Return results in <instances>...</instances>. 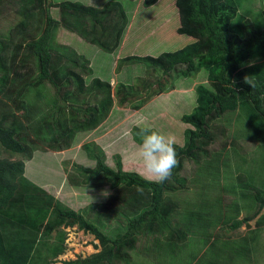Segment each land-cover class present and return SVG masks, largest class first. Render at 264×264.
<instances>
[{"label":"trees","instance_id":"trees-1","mask_svg":"<svg viewBox=\"0 0 264 264\" xmlns=\"http://www.w3.org/2000/svg\"><path fill=\"white\" fill-rule=\"evenodd\" d=\"M244 3L252 2L97 0L91 6L79 0H0V19L10 14L18 17L7 34L0 35V264H42L43 252L47 264L49 258L63 254L64 248L62 245L50 248L46 239L60 227L74 226L92 235L100 251L63 264H131L132 254L139 252L167 257V261L171 260L168 264L233 263L235 240L219 242L213 237V230L229 223L233 231L245 226L251 235L258 233L264 227V190L244 185V193L248 195L246 191H251L248 196L255 202L252 214L240 220L239 210H235L236 216H218L217 207L208 202L205 194L219 182L220 166L230 169L231 165L227 152L203 156L204 148L214 142L209 123L238 109L245 114L251 107L258 114L251 112L257 127L263 126L257 131L240 116L235 121L240 135L264 143V82L260 84L262 80H258L263 76L256 73L259 77L256 78L240 72V80L229 77V72L239 69L245 60L264 59V12L252 20L250 9L238 16L240 8L246 6ZM66 19L73 20L70 23ZM61 28L75 32L86 45L112 58L108 78L94 73L100 60L92 62V57H86L85 46L76 54H66V47L64 50L53 47ZM156 42L179 45L174 51H158L154 47ZM66 63L86 73L88 78L83 79ZM181 67H185L184 72L179 71ZM98 69L104 72L105 66ZM202 71L206 82L195 85L196 97L189 112L176 116L181 124L173 119L172 130H160L175 138L178 165L170 181L157 184L127 170L119 154L113 168L102 152L94 154L89 149L91 145L84 143L86 140L80 144L84 137L109 129L111 121L125 119L128 113L120 108L130 106L137 112L134 117L140 118L138 111L147 98L163 93L158 97L162 98L166 96L167 83L176 88L177 82L186 78L195 81ZM157 72L160 76L156 77L154 88V83L146 78ZM164 76L166 80H162ZM245 77L253 86L245 83ZM111 81L115 84L113 89ZM47 83L54 87L55 100L45 101L47 107L37 110L27 100V94H37ZM74 89L76 93H89V101L79 103ZM44 100L39 96L38 104ZM152 115L133 125V130L138 131V125L151 124ZM134 139L140 142L139 137ZM78 144L86 152L91 151L89 158L96 165L83 169L87 174L84 180L68 174V183L74 187H107L111 193L102 202L74 210L30 183L24 174L25 162L32 160L40 147L62 152ZM188 161L200 165L198 173L205 175L199 191L204 198L193 207L190 200H184L183 203L191 205L184 213L179 201L171 197L188 189L179 174ZM194 194L196 197L197 191ZM112 224L125 229L110 237L101 228ZM136 235L149 241L143 244V249L136 245L139 239ZM250 236L240 237L249 243L247 248L253 244ZM230 242L232 245L228 247ZM227 255L231 260H219Z\"/></svg>","mask_w":264,"mask_h":264},{"label":"rangeland","instance_id":"rangeland-1","mask_svg":"<svg viewBox=\"0 0 264 264\" xmlns=\"http://www.w3.org/2000/svg\"><path fill=\"white\" fill-rule=\"evenodd\" d=\"M79 1L83 4L91 6L97 3V0ZM248 1H251L252 3H244L246 4V6L240 8L238 16H241L245 9H250L252 14L249 15L250 20H252V18L260 17L259 14H262L264 12V0ZM250 4L252 5V8H250ZM54 13L56 12H53V16ZM69 19H66V22L71 23L73 19ZM17 20L18 17L15 14H10L5 18L0 19V35H2V33L4 32L5 34H7L6 32L14 26ZM179 43H182V41H180ZM179 43L177 45H179ZM155 45L156 46L154 47H157L156 49L158 51H174L177 47V45L175 47L174 45L168 44L167 42L162 44L156 42ZM53 47H63V50L64 47H66V54H68L69 52H74L76 54L78 49L84 47L85 49L83 51V54H85V56L90 59L92 57V62L95 59L100 60L99 66L97 67V69H95L94 73L104 78H108L110 76L109 71L112 58L108 57L107 55H101L100 53H98V51H96V48L92 47L91 45H86V42H84L82 38L78 36V34H75V32L71 33L66 29H59L56 37L53 40ZM256 63H258V65H256ZM64 65H67L68 68L72 69L74 72L81 74L83 79L88 78V75L80 71V69H76L72 65L67 63ZM255 65L256 68L254 67ZM104 66L105 73L98 72V68H102ZM114 67L115 65L112 67V71ZM258 67L260 68V71H258ZM179 71L184 72L185 67H181ZM240 72H245L246 75L251 73V76L253 77L256 73L259 76L261 74V76H263V79L257 76L255 77L259 78L258 80H262L261 82H259L260 84L263 83L264 59L258 61H255L253 59L245 60V62L239 69L229 72L230 79L235 81L237 79H242V77L238 76ZM173 74L175 75L176 73ZM158 76H160V73L157 72L148 76L146 79L154 83L156 77ZM166 79L167 77L165 76L162 78V80ZM87 81L89 80L87 79ZM200 82H206V74H204L203 71L197 76L195 81H190L189 78H186V80L184 81L177 82L176 88H170V84L167 83V89L164 90L166 92L164 93L166 94V96L158 98L163 93H157L154 96H150L149 99L147 98L145 100L143 108L138 111V115L140 118L134 117V114H136L137 112L130 106H125L123 108L119 107L120 110L127 111L128 114L125 119H119L117 122L111 121V125L110 127H108L109 129H102L103 132H94L90 136L84 137L83 141L80 144H82L86 140V142L84 143H89V145H91L89 149H91L94 154H98V152L99 154H101L100 152H102L104 155L103 157H105L106 163L113 168L117 161L116 155H121L124 168L129 171H136L140 173V175H142L141 173L143 169L137 155L139 142L134 139V137H138L136 135L137 131H134L132 126L137 122H143L145 118L148 119V114H153L150 117L152 120L150 122L152 123L148 125H150L153 129H157L159 131L163 129L167 131L172 130V128H174L175 120L177 121V123H179L178 117L176 116H182L189 112V109H191L193 105L192 102L196 97L194 88L195 85ZM113 84V81H111L110 85L112 89L115 86V84ZM88 85H86L83 90H86ZM153 87L157 88V85L154 83ZM54 91V87L51 84L47 83L44 85L43 89H41L40 91L37 90V94H34L32 92L28 93L27 100L30 103L34 104L37 110H41L47 107L46 102L50 103L55 100ZM144 91L145 90H143V93ZM39 92L40 94H38ZM73 92L77 95V101L79 103L84 104L86 101H89V93H76L77 89H74ZM39 96H41V100L45 99L41 104H38ZM141 97L144 96L142 95ZM250 109L251 107H248L245 114L241 109H238L233 114H228L225 117L215 119L209 123V133L213 135L212 139L214 140V142L204 148L206 151V155L202 156L209 158L212 153L223 152V154H225V152H227L229 157L228 160L231 165L230 169H227L223 165L220 166L219 169H221V172L219 171V182L216 181L214 184V189L208 190L205 194V198L209 200L208 202H212V205L214 207H217L215 213H217L218 216H220L221 214L223 218L236 216V211L239 210L237 218L240 220L243 217L252 214V212L255 210V202L252 197L248 196L249 194H251V191H246L248 194L246 195L244 193V190H246L244 185L248 187L250 185H253V187L251 188L264 190V145H261L264 143L262 141H260L259 143L254 139L247 138L245 136L242 137L240 135L241 130L237 129V124H235L236 119L242 116L243 118H246V121L248 120L249 125L254 127L255 130L262 129L263 126L257 127L256 121L252 119L253 116L251 112L255 115L258 114ZM241 114H243L245 117ZM112 120L114 119L112 118ZM153 120H156V122L158 123L153 122ZM171 121L174 122L172 123ZM125 132H127L126 136L124 135ZM233 143H235V146L232 145ZM80 144L62 152H53L51 150H45L40 147L38 151L34 152L32 160L25 162L24 176L30 183H33L44 190L47 195L52 196L54 200H58L61 204L68 206L74 210H79L85 206H88L89 204L102 202L111 193V190H109L110 188L107 187L99 189L89 187V185L87 187H74L68 183V174H74L81 180H84V178H87V174L83 169H92L96 165V162L93 159L89 158L91 156V151L86 152L83 148L80 147ZM178 145L180 144L178 143ZM95 147L97 149H95ZM203 157H200L199 161ZM77 167H82V170ZM199 167L200 165L196 164V162L194 161H188L184 163L183 169L179 174L180 176L184 177L185 184L187 185L188 189H185V192L183 193H178L174 198L171 197L175 202L179 201L180 206H183V209H185L184 213L188 210L189 206L192 205L191 207H193L196 201H198V205H200V201L204 198L203 196H201L199 191H202L201 188L204 185L203 179L205 178V175H199ZM197 179L199 181H196L195 183V180ZM224 188H227L228 191H225ZM232 189L236 192H231ZM196 191L197 194L196 197H194V193ZM241 194H244L245 196H242ZM38 196L41 198L44 197L43 195ZM184 200H190L189 203L191 205H189V203L187 202L186 204L183 203ZM232 202H236L237 205L236 203ZM231 203L232 206L229 205ZM210 206L211 204H209L207 208H209ZM201 207L202 206H200V208ZM207 208L202 209L207 210ZM262 215H264V211ZM117 225L112 224L111 227H104L101 229L104 234L109 235L110 237H114L117 232H120V230L123 231L125 229V227L123 229V226ZM213 234V237L215 239L218 238L219 242L235 240L233 242L234 248L232 255H234V261L232 264H264V227H261L258 233H254V235H251L245 226H242L239 229L233 231L229 227V223H223L213 230ZM244 236H250V243L252 244L253 242L250 248H247L249 243L246 242L244 238H240ZM136 237L139 238L138 243L136 244L139 248L143 249L145 247L144 245H147L149 242L145 240V236L140 237L139 235H136ZM61 238L63 239L62 242L59 241V239ZM158 238L161 239L160 237ZM45 242L50 248L59 247L60 245H62L64 248L63 254L54 259L49 258L51 261L48 259L47 264H63V262L65 261L76 260L78 257L85 258L100 251L98 241L95 240L92 235L84 233L83 231H79L75 226L72 228L60 227L57 231L53 232L51 234V237L47 238ZM231 245V242L228 243V247H231ZM44 256L45 253L43 252L42 257H40L41 260L44 261V263L42 264H46ZM166 259L167 257L164 256H156L154 254L151 256H147L146 254H140L139 252L132 254L131 264L170 263L171 260L168 258L169 260L167 261ZM219 260H231V258L229 255H227L226 257H220Z\"/></svg>","mask_w":264,"mask_h":264},{"label":"clouds","instance_id":"clouds-1","mask_svg":"<svg viewBox=\"0 0 264 264\" xmlns=\"http://www.w3.org/2000/svg\"><path fill=\"white\" fill-rule=\"evenodd\" d=\"M245 83L252 85L248 77ZM139 137L137 155L142 165V175L150 182L163 184L170 181L178 165L175 138L171 134L153 129L150 125L137 126ZM127 135V132L124 133ZM138 191H143L138 188Z\"/></svg>","mask_w":264,"mask_h":264}]
</instances>
